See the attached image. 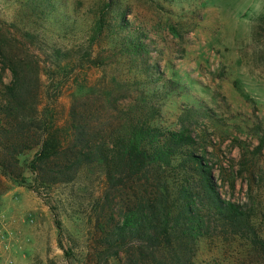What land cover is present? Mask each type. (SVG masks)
<instances>
[{
    "label": "trees",
    "instance_id": "trees-1",
    "mask_svg": "<svg viewBox=\"0 0 264 264\" xmlns=\"http://www.w3.org/2000/svg\"><path fill=\"white\" fill-rule=\"evenodd\" d=\"M18 7L31 25L53 27L58 36L82 32L70 58L117 71L108 84L72 99L64 134L39 109L38 63L27 50L12 51L0 32V56L10 72L8 82L0 78V190L5 178H21L19 155L36 148L29 167L41 184L98 173L92 240L97 248L117 249V264H212L198 259L202 239L244 240L255 255L249 264H264L260 210L221 192L226 167L209 131L213 113L199 99L178 102L187 87L150 60L151 40L126 17L129 10L118 0H98L84 29L66 0H18ZM170 100L178 110L168 123L163 107ZM251 122L250 144L233 139L236 173L251 180L258 171L264 181V165L256 166L264 123L257 115Z\"/></svg>",
    "mask_w": 264,
    "mask_h": 264
},
{
    "label": "rangeland",
    "instance_id": "rangeland-1",
    "mask_svg": "<svg viewBox=\"0 0 264 264\" xmlns=\"http://www.w3.org/2000/svg\"><path fill=\"white\" fill-rule=\"evenodd\" d=\"M84 29L98 0H66ZM126 17L151 40V58L171 78L187 87L181 101L207 103L215 154L225 165L222 194L259 209L264 234V181L258 171L249 180L236 173L238 149L233 139L249 136L251 118L264 123V0H118ZM83 29V30H84ZM0 32L11 50L29 51L38 63L39 109L68 132L72 99L92 86L106 85L117 67L77 61L67 53L83 33L58 36L53 27H35L22 17L18 0H0ZM82 52L77 53L80 57ZM0 78L10 80L0 56ZM174 100L163 107L164 120L174 121ZM252 148V147H250ZM36 148L19 155L22 176L5 178L0 190V264H117V249L97 248L94 222L101 193L98 173L83 172L70 183L41 184L29 167ZM229 157H234L231 161ZM233 163V167L230 165ZM264 165V150L257 165ZM235 180V188L230 183ZM244 240L202 239L198 259L212 264H249Z\"/></svg>",
    "mask_w": 264,
    "mask_h": 264
}]
</instances>
